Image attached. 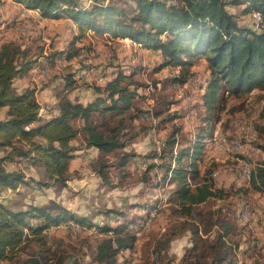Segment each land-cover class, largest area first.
<instances>
[{"label": "trees", "instance_id": "1", "mask_svg": "<svg viewBox=\"0 0 264 264\" xmlns=\"http://www.w3.org/2000/svg\"><path fill=\"white\" fill-rule=\"evenodd\" d=\"M12 1L29 9H39L45 18L67 17L78 25L82 35L91 31L98 36L128 38L139 46L161 52L163 62L156 71L165 67L179 68V74L173 78L177 83L188 81L196 58L205 59L210 79L204 99L210 110L215 108L214 103L223 88L235 96L255 88L264 89V0H130L134 5L129 2L121 5L113 0L107 3L103 0H88V3L84 0ZM229 7H242L243 15L259 12L262 21L258 25L255 22V27L241 25L237 13L231 12ZM78 39L70 43L68 50L56 49L48 54L42 50L39 56L43 57L42 61L30 59L33 47L15 38L0 43V110H5L4 117L0 118V190L29 186L30 179L19 168L26 164L43 167L49 179L47 182L31 179L36 184L50 186L53 181L66 185L74 152L85 148L98 151L97 158L91 161L92 169L103 183L113 187L116 185L113 175L120 179L117 183L124 181L129 175L127 166L131 159L140 155L126 150L138 137L137 134L127 137L126 133L130 123L138 117L128 112L143 86L134 79L135 73L127 74L120 69L104 83L90 85L95 98L85 104L69 96L79 86L78 79L70 72L62 78L63 84L57 92L58 114H50V118L40 115L42 105L36 97V88L19 91L14 86L15 79L29 75L37 65L44 68L57 60L70 62L77 58L82 50L75 47ZM174 118L171 115L163 121ZM211 119L208 116L206 121ZM260 132L263 143L259 148L264 152V126L260 127ZM212 133L213 126L207 124L188 146L176 148L180 128L173 125L159 154H155L160 162H150L141 178L144 184L152 183L149 173L162 171L159 184L168 182L175 186L168 201L177 205L184 219L192 218L200 205L232 196L228 190L216 186L211 171L202 174L197 164ZM80 139L82 146H76L74 142ZM4 163L17 167L6 169ZM251 192L264 194V157L255 163L248 185L233 194L242 193L246 198ZM134 207L143 206L135 204ZM103 215L105 221L95 223L63 206L14 209L0 202V264L3 261L66 264L63 242L57 244L58 239L47 235L53 226L69 221L96 231L82 240L78 250L84 247L88 250L82 256H70L73 257L71 264H83L80 262L83 256L91 257L96 264H127L128 261L120 257L123 251L136 246L138 236L131 229L135 220L125 209H106ZM187 221L184 220L182 228L174 227L164 233L156 241L155 251L164 253L174 239L186 231L204 240L202 234L208 233V225L205 223L201 228L196 223L188 227ZM222 223L211 244L201 245L194 237L189 255L184 256L185 263L180 264H238L240 244L230 237L244 233L245 227L239 225L235 215ZM33 244L37 248L30 252ZM21 253L26 257L19 258ZM254 261L253 264H261Z\"/></svg>", "mask_w": 264, "mask_h": 264}, {"label": "rangeland", "instance_id": "2", "mask_svg": "<svg viewBox=\"0 0 264 264\" xmlns=\"http://www.w3.org/2000/svg\"><path fill=\"white\" fill-rule=\"evenodd\" d=\"M84 2L88 3V0ZM113 2L121 5L129 2L134 5L130 0ZM241 8L229 7L231 12L237 13L241 25L255 27V22L257 25L260 23L252 14H241ZM36 11L40 16V10ZM9 37L33 47L30 59H39L42 50L43 53H50L53 49L68 50L70 43L79 38L75 47H81L82 50L77 58L70 62L57 60L54 65H46L44 68L37 65L33 70L32 85L46 87L39 93L43 105L53 106L56 93L63 84L62 78L70 72L76 76L79 85L73 91L72 97L83 100L92 97V91L87 89L95 82H100L99 78L102 76H108L120 69L127 74L135 73L134 79L143 86L139 88L140 96L128 112L129 115L137 114L138 117L130 123L126 133L127 137L134 134L138 137L126 150H134L140 155L131 159L127 166L129 175L124 181L117 183L120 179L113 175L116 182L113 187L103 183L101 177L93 171L91 161L98 155L91 148L74 152L69 163L66 185L53 181H50V186L38 185L31 179L49 181L43 167L22 165L19 168L30 179L29 186H19L16 190H0V202L14 209H27L34 205L54 208L63 206L95 223L105 221L103 211L106 209L128 210L129 217L135 220L131 229L137 234L138 240L135 250H125L120 257V260L125 258L127 264L185 263L184 256L189 255L195 237L190 231L175 238L171 247L161 254L155 251L156 241L174 227L182 228L184 220H188V227L196 223L201 228L205 223L208 225V233L202 234L204 240H199L198 237L195 239L201 245H209L216 239L222 222L226 219L232 220L235 215L239 225L245 227L244 233H235L236 236L230 237L234 242L239 241L237 253L243 259L241 264H253L254 260L264 264V195L251 192L245 198L242 193L233 194L238 188L247 186L250 180L240 177V174L253 169L255 163L264 157V152L259 148L263 143L260 127L264 126V89L255 88L247 94L235 96L223 88L214 103L215 108L210 110L204 99L210 79V70L205 59L196 58L188 81L177 83L173 78L179 74V68L165 67L156 71L163 62L161 52L146 51L128 38L98 36L91 31L82 35L78 25L66 21V17L45 27L33 15L23 12V9L21 12L13 4L4 2L0 6V39ZM55 75L56 79L53 80ZM17 84L21 88L24 86L23 82ZM45 111L42 107L40 115H46ZM48 111L50 112L49 109ZM171 115L175 117L174 120L163 121ZM208 116L212 117L210 122L206 121ZM207 124L213 126V133L207 139L197 164L202 174L211 171L216 186L228 190L232 196L200 205L194 210L192 218L184 219L178 212L177 205L168 201L175 186L168 182L159 184L162 171L153 170L149 173L152 183L144 184L141 178L150 162H160L155 154H159L162 142L172 131L173 125L180 128L176 148H181L188 146ZM231 142L240 143L242 148H232ZM74 144L82 146V140H76ZM6 166L8 169L17 167L13 163ZM135 204L143 207H134ZM244 211L248 214L254 213L244 218L239 214ZM94 229L76 226L75 222L69 221L53 226L47 236H51L53 240L58 239L57 244L63 242L61 246L67 256L66 264H71L73 257L70 256H82L88 250L86 247L78 249L86 236L96 232ZM35 246H30V252L37 248ZM25 257V253L19 254V258ZM239 260L241 259L238 258ZM80 262L96 264L89 256H83ZM2 264L10 263L3 261Z\"/></svg>", "mask_w": 264, "mask_h": 264}, {"label": "crops", "instance_id": "3", "mask_svg": "<svg viewBox=\"0 0 264 264\" xmlns=\"http://www.w3.org/2000/svg\"><path fill=\"white\" fill-rule=\"evenodd\" d=\"M10 3V4H13L14 5V7H17V9L18 10H21V12H22V9H23V12H25V13H28L29 15H33L34 17H35V19L40 23V24H43V25H45V27H48V24H52L53 22H55V21H57V20H60V19H49V18H45V17H43L42 16V14H41V16H39L38 15V12L36 11L37 9H29V8H27L25 5H23V4H21V3H16V2H13L12 0H2V3L0 4V6L3 4V3ZM41 13V12H40ZM61 19H63V18H61ZM66 21H71L73 24H74V22L71 20V19H69V18H67L66 17ZM11 37H9V38H6V39H10ZM14 38V37H13ZM3 40H5V39H0V43L3 41ZM134 43V42H133ZM136 44V43H135ZM54 50V49H53ZM60 50V49H59ZM144 50H146V51H153V50H151V49H147V48H144ZM154 52V51H153ZM44 54H48V53H45L44 52ZM43 60V57H41L40 58V61H42ZM36 68V67H35ZM34 68V69H35ZM33 69V70H34ZM33 70L31 71V73L29 74V75H27V76H25V77H23V78H17V79H15V81H14V86L19 90V91H21V90H24V89H26V88H28V87H33V88H36V97H37V99H38V101L40 102V104L42 105V107H43V109H45L46 111H45V114L46 115H44V116H46L47 118H50L51 117V115H56V114H58V110H57V93H56V96H55V98H56V100L53 102L54 104H53V106L52 107H50L49 105H43V103L41 102V100H40V97H39V93L42 91V89H45L46 87L45 86H42V87H37V86H33L32 84H33V79H31V76H32V73H33ZM112 75H113V72H111V74H109L108 76H102L101 78H99V81L100 82H97V83H99V84H102V83H104L106 80H108L109 78H111L112 77ZM32 80V81H31ZM18 82H23L24 83V86H23V88H21V87H18ZM50 85V84H49ZM47 86H48V84H47ZM79 86H77L74 90H76L77 88H78ZM74 90H72L71 92H70V98L72 99V100H75V101H80V102H82V103H88V102H91L94 98H95V92H94V90L92 89V88H90V87H88V89L87 90H91L92 91V97H90V98H88L87 100H83V99H74L72 96H73V91ZM48 107H50V108H48ZM46 108H48L49 110H50V112H48V109H46ZM4 109L3 110H0V118H3L4 117ZM51 114V115H50ZM91 150H93L95 153H97L98 154V152H97V150L96 149H94V148H91ZM8 164H10V163H4V167L6 168V169H8V167L6 166V165H8ZM12 168V167H11ZM11 168H9V169H11ZM264 195V194H263ZM135 250V249H134ZM133 250V251H134ZM241 260H239L238 261V264H241L242 263V257L240 256L239 257ZM244 261H248V260H244Z\"/></svg>", "mask_w": 264, "mask_h": 264}, {"label": "bare ground", "instance_id": "4", "mask_svg": "<svg viewBox=\"0 0 264 264\" xmlns=\"http://www.w3.org/2000/svg\"><path fill=\"white\" fill-rule=\"evenodd\" d=\"M252 15L254 16V18H256V21L259 23L262 21V17H261V14L259 12H256V11H253ZM41 16V14H40ZM228 142V141H227ZM232 143V142H231ZM233 144V143H232ZM223 145V143H221V146ZM231 146V144H229ZM242 145L238 142H234L233 144V147L232 148H238V147H241ZM227 148V147H226ZM231 148V149H232ZM242 148V147H241ZM247 170V169H246ZM244 173H248V177H245V178H248L250 179V175L252 173V169H250L248 172H244ZM251 213V212H250ZM250 213L248 214L247 212H243L242 215L244 216V218H246V216H249ZM242 215H240V219H242ZM246 220V219H245Z\"/></svg>", "mask_w": 264, "mask_h": 264}, {"label": "built area", "instance_id": "5", "mask_svg": "<svg viewBox=\"0 0 264 264\" xmlns=\"http://www.w3.org/2000/svg\"><path fill=\"white\" fill-rule=\"evenodd\" d=\"M217 140H218V138L216 137V142H215V144L218 143ZM240 177H248V173H241V174H240ZM253 213H254V212L250 213L249 216H251Z\"/></svg>", "mask_w": 264, "mask_h": 264}]
</instances>
